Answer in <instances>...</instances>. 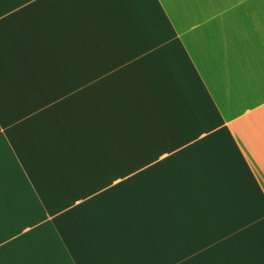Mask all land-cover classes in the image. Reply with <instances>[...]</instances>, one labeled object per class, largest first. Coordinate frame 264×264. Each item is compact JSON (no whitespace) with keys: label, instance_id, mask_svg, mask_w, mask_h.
<instances>
[{"label":"crops","instance_id":"crops-1","mask_svg":"<svg viewBox=\"0 0 264 264\" xmlns=\"http://www.w3.org/2000/svg\"><path fill=\"white\" fill-rule=\"evenodd\" d=\"M0 264H264V0H0Z\"/></svg>","mask_w":264,"mask_h":264}]
</instances>
